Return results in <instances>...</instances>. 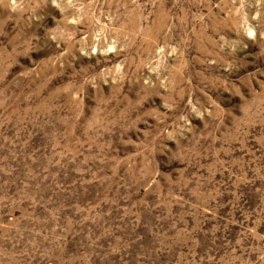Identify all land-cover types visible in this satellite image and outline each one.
Segmentation results:
<instances>
[{
	"label": "rangeland",
	"instance_id": "obj_1",
	"mask_svg": "<svg viewBox=\"0 0 264 264\" xmlns=\"http://www.w3.org/2000/svg\"><path fill=\"white\" fill-rule=\"evenodd\" d=\"M0 264H264V0H0Z\"/></svg>",
	"mask_w": 264,
	"mask_h": 264
}]
</instances>
